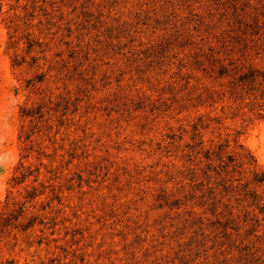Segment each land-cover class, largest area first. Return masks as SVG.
Wrapping results in <instances>:
<instances>
[{
    "label": "rangeland",
    "instance_id": "374dc122",
    "mask_svg": "<svg viewBox=\"0 0 264 264\" xmlns=\"http://www.w3.org/2000/svg\"><path fill=\"white\" fill-rule=\"evenodd\" d=\"M253 68L264 0H0V264H264Z\"/></svg>",
    "mask_w": 264,
    "mask_h": 264
},
{
    "label": "trees",
    "instance_id": "16d2710c",
    "mask_svg": "<svg viewBox=\"0 0 264 264\" xmlns=\"http://www.w3.org/2000/svg\"><path fill=\"white\" fill-rule=\"evenodd\" d=\"M258 69H250L245 73L241 74L240 81L247 86V90L250 91L249 96H252V99L257 104L258 108L264 111V88H262L260 94H255V91H258L259 84H261L264 80H260L259 75L257 74ZM264 75V72H263ZM24 176V175H23Z\"/></svg>",
    "mask_w": 264,
    "mask_h": 264
}]
</instances>
